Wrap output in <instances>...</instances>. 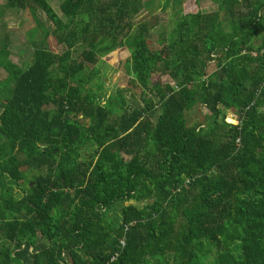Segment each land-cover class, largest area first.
<instances>
[{
	"label": "trees",
	"instance_id": "trees-1",
	"mask_svg": "<svg viewBox=\"0 0 264 264\" xmlns=\"http://www.w3.org/2000/svg\"><path fill=\"white\" fill-rule=\"evenodd\" d=\"M8 1L45 15L63 51L19 67L8 43L0 60V264H264V0L174 9L158 34L144 0H64L63 18ZM120 48L129 84L103 104L97 65Z\"/></svg>",
	"mask_w": 264,
	"mask_h": 264
},
{
	"label": "rangeland",
	"instance_id": "rangeland-1",
	"mask_svg": "<svg viewBox=\"0 0 264 264\" xmlns=\"http://www.w3.org/2000/svg\"><path fill=\"white\" fill-rule=\"evenodd\" d=\"M64 0H48L53 9L58 15L63 18L60 11V5ZM146 4H150L149 10L144 11L143 15L138 18V22L153 21V17L157 16L161 19V24L153 31L158 34L163 30L172 29L173 15L175 10L182 8L184 14L210 12L216 10L218 5L216 0H173L166 10L164 4L167 0H144ZM182 1L183 4L177 7V2ZM175 9V10H174ZM51 24L47 17L43 14L33 16L30 12L23 9L12 8L8 0H0V60H6V52L9 43L10 58L17 66L26 67L32 61L33 51L36 48H47L52 42L53 50L62 52L63 48L57 46L53 38H46L50 31ZM155 34L156 41L159 36ZM130 57V52L125 48H120L108 56L101 58L97 68L101 72V83L103 86L101 103H105L109 97H115L118 90L126 89L129 84V76L126 73V64ZM8 71L6 69L0 70V82H5ZM164 84H172L174 82L164 77L161 79ZM12 87L10 83H0V99L9 98ZM133 94V93H132ZM125 94L128 102L127 110H131L134 106L141 105L142 99L139 96L141 92ZM207 113V110H204ZM1 113V108H0ZM123 112L120 111L119 114ZM226 122L232 125H237L238 116L232 112H226ZM92 151L84 153L85 158H89ZM7 186L12 189L14 197L21 199L25 195L24 189L15 185L12 180L6 179ZM134 202L127 203V205ZM113 209L105 214L109 222L114 225H119L121 221V211ZM7 242L0 235V248L6 245ZM214 257V256H213ZM210 257L209 263L214 261Z\"/></svg>",
	"mask_w": 264,
	"mask_h": 264
},
{
	"label": "built area",
	"instance_id": "built-area-1",
	"mask_svg": "<svg viewBox=\"0 0 264 264\" xmlns=\"http://www.w3.org/2000/svg\"><path fill=\"white\" fill-rule=\"evenodd\" d=\"M123 245H125V243L123 242Z\"/></svg>",
	"mask_w": 264,
	"mask_h": 264
}]
</instances>
